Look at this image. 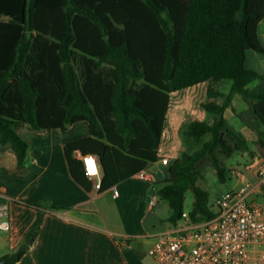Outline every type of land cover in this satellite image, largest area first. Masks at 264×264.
<instances>
[{
    "label": "trees",
    "instance_id": "1",
    "mask_svg": "<svg viewBox=\"0 0 264 264\" xmlns=\"http://www.w3.org/2000/svg\"><path fill=\"white\" fill-rule=\"evenodd\" d=\"M262 20L264 0H22L16 22L0 21V145L10 146L22 166L28 145L15 122L33 130L86 122L89 135L62 145L61 153L69 179L90 196L95 181L75 153L98 158L97 192L134 176L158 159L171 95L206 83L199 105L205 118L185 123L183 134L193 140L211 134V140L173 160L157 194L175 224L190 189L188 220L207 221L215 213L197 184L200 163L208 161L225 181L219 154H254L224 118L233 94L247 104L255 153L264 154V74L245 67L247 52L264 55ZM40 221L39 212L10 264L32 243Z\"/></svg>",
    "mask_w": 264,
    "mask_h": 264
},
{
    "label": "crops",
    "instance_id": "2",
    "mask_svg": "<svg viewBox=\"0 0 264 264\" xmlns=\"http://www.w3.org/2000/svg\"><path fill=\"white\" fill-rule=\"evenodd\" d=\"M21 7L22 0H0V21L16 22ZM258 39L264 41V20ZM248 61L252 70L264 74V55L249 51L245 67ZM228 87L226 84L224 91ZM205 89L206 83H199L175 92L179 95L174 103L170 97L158 159L145 169L153 177L151 183L134 175L90 196L69 179L61 153L62 145L89 135L86 122H75L65 129L44 130H33L22 122H15L13 129L28 149L25 163L17 166L12 148L0 145V197L10 202V229L0 233V259L18 249L40 212L41 221L34 240L13 264H156L148 255L153 237L159 234L151 232L156 225L154 219L153 223H147L148 217L156 214L154 207L149 206L154 198V188L149 184L164 182L169 164L180 156L178 133L182 125L189 119L192 122L205 118L199 107ZM230 108L235 115L241 114L233 106ZM247 155L240 153L243 162L227 168L228 172L236 167L241 169L240 176L229 175L234 181L230 191L248 185L246 201L264 203V177L260 179L254 171L264 161V154ZM161 159H167L168 164H162ZM157 164L158 168L152 170ZM113 187L117 197L112 196Z\"/></svg>",
    "mask_w": 264,
    "mask_h": 264
},
{
    "label": "built area",
    "instance_id": "3",
    "mask_svg": "<svg viewBox=\"0 0 264 264\" xmlns=\"http://www.w3.org/2000/svg\"><path fill=\"white\" fill-rule=\"evenodd\" d=\"M75 158L82 163L85 175L95 181L94 191H98L102 175L98 158L79 153ZM161 163L166 165L168 160L161 159ZM254 171L260 179L264 177V161ZM229 173L237 177L241 169L236 167ZM135 176L141 181L153 179L145 170ZM248 190L245 185L214 199L210 205L215 215L207 221L186 220L156 234L148 255L156 264H264V203L246 201ZM112 196H118L114 187ZM9 203L0 197V233L10 229ZM155 203L156 199L152 198L149 206Z\"/></svg>",
    "mask_w": 264,
    "mask_h": 264
},
{
    "label": "rangeland",
    "instance_id": "4",
    "mask_svg": "<svg viewBox=\"0 0 264 264\" xmlns=\"http://www.w3.org/2000/svg\"><path fill=\"white\" fill-rule=\"evenodd\" d=\"M260 44H261V46H264V41H262ZM82 60H83V56H81L80 54H77L76 55V63L81 64ZM246 67L252 69L249 65V61L246 64ZM230 83H231L230 81H227L228 86L230 85ZM136 84L141 85L142 82L139 81V82H136ZM257 84H258V81H254L248 85V88L254 89ZM225 92H227V91H225ZM182 93L183 92H181V94ZM178 95L179 94H177V93H174L171 95V103H174L177 100ZM195 97L196 96L192 97L193 102H195L197 100V98H195ZM193 102H192V105H193ZM231 106H233V108L235 109V112H237V114L241 113V115H243V120L245 122V125L242 122V120L240 119V117L235 115L234 111L232 112L231 108H228L225 111V114H224L225 119L227 120L228 124L231 127H233L236 131L243 134V136L247 139V141L249 143L251 152L255 153L257 151V147L254 144V141L256 140V135L254 133L255 121L252 119V116L245 111L247 109V104L243 101V99L241 98V96L239 94H233V96L231 98ZM191 120H193V119H191ZM191 120L189 119V121L188 120L187 121L191 122ZM184 122H186V121H184ZM184 122L182 121V123H184ZM183 130H184V125H182L181 130L178 133V139L180 141V144H179L180 154L181 153L191 154V153L199 150L202 147L204 142L211 140V134H206L198 140L189 139L188 137H186V135L183 134ZM239 154H240V152L234 153L229 158H226L222 154H219V156H218L219 160L221 161V163H222V165L226 171V174H227L225 181L219 180L218 176L215 174L213 167L211 166V164L208 161L205 160V161L201 162L200 165L198 166L199 177H198L197 184L202 189L207 191V193L209 195V203L210 204L214 199L221 196L223 193L229 192L231 190V188L233 187L234 181L230 180V178H229L230 173L227 171V168L229 166H234L237 163L243 162L239 158ZM247 154H248L247 156H249V153H247ZM156 168H158V164L154 165L152 167V170L155 171ZM149 185L152 188H154L153 195H154V198L156 199V203L154 204L153 207H154V211L156 214L153 215L152 218L148 217L147 223L148 224L153 223V219H154L153 224H156V225L154 226L153 229H151V232L152 233H162L170 225V223L167 221V219L171 215V209H170L167 201L159 199L158 194H157V190L161 185H163V182L159 181L158 183L149 184ZM192 202H193V193L190 189H188L184 194L183 216L177 222V224H182V223H184V221L188 220L187 215L192 208Z\"/></svg>",
    "mask_w": 264,
    "mask_h": 264
},
{
    "label": "water",
    "instance_id": "5",
    "mask_svg": "<svg viewBox=\"0 0 264 264\" xmlns=\"http://www.w3.org/2000/svg\"><path fill=\"white\" fill-rule=\"evenodd\" d=\"M98 164H99V167H100V171L102 173L103 172V168H102L100 162ZM17 254H18V250H16L12 254L0 259V264H10L16 258Z\"/></svg>",
    "mask_w": 264,
    "mask_h": 264
}]
</instances>
